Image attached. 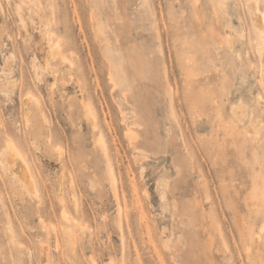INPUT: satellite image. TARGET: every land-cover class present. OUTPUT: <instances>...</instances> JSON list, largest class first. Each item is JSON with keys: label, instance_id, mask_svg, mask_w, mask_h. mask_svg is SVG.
Listing matches in <instances>:
<instances>
[{"label": "rangeland", "instance_id": "374dc122", "mask_svg": "<svg viewBox=\"0 0 264 264\" xmlns=\"http://www.w3.org/2000/svg\"><path fill=\"white\" fill-rule=\"evenodd\" d=\"M249 1L0 0V264H264Z\"/></svg>", "mask_w": 264, "mask_h": 264}, {"label": "bare ground", "instance_id": "6f19581e", "mask_svg": "<svg viewBox=\"0 0 264 264\" xmlns=\"http://www.w3.org/2000/svg\"><path fill=\"white\" fill-rule=\"evenodd\" d=\"M256 3H257L256 1H249V2H247V5L249 6L252 21H253L254 25L258 28V31H259L258 39H257V45H256V51H257L259 63H260L261 79H262V82L264 84V25H263L264 23H262L263 20L261 21V19H263L262 16H261V19H259L257 16V12H256V9H257L256 6L257 5H256ZM189 72H190V69H189ZM191 73H192V71H191ZM192 75H193V77L196 76L195 74H192ZM111 91H112V89H111ZM40 109L42 110V108H40ZM25 110L27 112H29V108L25 107ZM83 110H84L85 116L92 123L94 118H95V113H94V110L92 109L91 105L84 102L83 103ZM127 134L130 135V132L127 131ZM97 142L104 147V144H103V141L101 138H98ZM6 147H7V155L5 157L4 168L8 169L10 171V173H12L17 178H19L23 181H26L31 185V179L30 178H32L33 176H32V171H31L29 164L27 163V161L24 160L25 158L21 155L20 152H18L13 147V145L11 143H8ZM106 154H107V150H106ZM112 192H113V195L116 194L114 188L112 189Z\"/></svg>", "mask_w": 264, "mask_h": 264}]
</instances>
